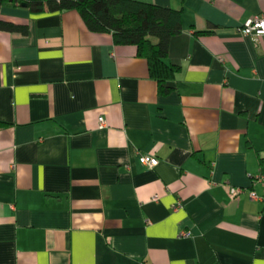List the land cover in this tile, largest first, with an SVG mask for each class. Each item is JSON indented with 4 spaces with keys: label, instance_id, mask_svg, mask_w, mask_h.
<instances>
[{
    "label": "crops",
    "instance_id": "0c3cea01",
    "mask_svg": "<svg viewBox=\"0 0 264 264\" xmlns=\"http://www.w3.org/2000/svg\"><path fill=\"white\" fill-rule=\"evenodd\" d=\"M133 1L181 11L167 95L75 11L1 7L0 264H264L262 204L227 196L264 173V36L236 31L264 0Z\"/></svg>",
    "mask_w": 264,
    "mask_h": 264
},
{
    "label": "trees",
    "instance_id": "16d2710c",
    "mask_svg": "<svg viewBox=\"0 0 264 264\" xmlns=\"http://www.w3.org/2000/svg\"><path fill=\"white\" fill-rule=\"evenodd\" d=\"M22 7L31 14L75 11L93 33H107L118 46H134L136 55L147 63L149 77L160 95H167L181 69L169 64L168 45L182 32L181 11L133 0H0ZM0 31L27 33V27L0 19Z\"/></svg>",
    "mask_w": 264,
    "mask_h": 264
},
{
    "label": "built area",
    "instance_id": "2783aa9c",
    "mask_svg": "<svg viewBox=\"0 0 264 264\" xmlns=\"http://www.w3.org/2000/svg\"><path fill=\"white\" fill-rule=\"evenodd\" d=\"M236 31L240 35L248 37L256 43L261 36H264V15L248 18L243 24L236 28ZM105 125V120L100 117L98 119V128L102 129ZM138 162L147 169H153L157 166L158 159L153 155L139 154ZM257 185L262 190L261 194H257L254 190V187ZM244 193L248 195L250 200L260 202L264 209V173L252 178L249 189L233 186L227 188V196L233 200L239 198ZM154 200H156V198H154ZM180 206L181 204L177 202L174 208L178 209ZM183 235L187 236L188 234L185 233Z\"/></svg>",
    "mask_w": 264,
    "mask_h": 264
}]
</instances>
